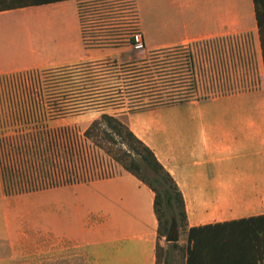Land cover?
<instances>
[{
  "label": "crops",
  "instance_id": "0c3cea01",
  "mask_svg": "<svg viewBox=\"0 0 264 264\" xmlns=\"http://www.w3.org/2000/svg\"><path fill=\"white\" fill-rule=\"evenodd\" d=\"M136 1L148 49L187 50L168 80H192L189 96L44 119L11 80L90 58L77 0H0V264H155L153 190L85 135L104 111L177 183L185 264H264V0ZM9 120L34 126L8 134Z\"/></svg>",
  "mask_w": 264,
  "mask_h": 264
},
{
  "label": "rangeland",
  "instance_id": "374dc122",
  "mask_svg": "<svg viewBox=\"0 0 264 264\" xmlns=\"http://www.w3.org/2000/svg\"><path fill=\"white\" fill-rule=\"evenodd\" d=\"M77 4L79 8L81 34H84L88 38L87 45L85 43L84 45L90 50V58L71 64L48 67L38 70L36 73L24 74L11 80V84L17 85L20 90L24 91L25 89L26 93L38 96V103L36 104L38 114L44 119L48 117L51 119L52 113H71L75 115L89 109L100 110L108 108L110 112L115 114L124 112L122 111L124 110L122 106L112 107L111 105H103L115 101L112 100L116 97L113 89L117 88L116 86L120 82L117 78L116 71L112 68L113 66L109 65V61L116 60L118 63H123L138 59H150L149 53L152 50L148 49L145 45L143 49L134 50L130 44V35L133 31H140L144 34V30L146 34V21L143 20L142 29L139 6L136 0H77ZM99 53L107 54L105 56L101 54V57H99ZM187 56V50L178 46L171 48L159 56L163 59L165 65H167L164 75V80L167 81L166 92L169 89V64L172 68L171 73L173 74L174 69L179 68V65L184 68L186 67ZM105 61H108L106 65L104 64ZM84 63H90V69H84ZM70 65H76V79L80 81L83 77L85 79L89 78L90 81L87 80L88 83L83 91L81 87L72 88L70 84L66 85L60 80L61 78L68 77L67 71L62 69ZM58 68L59 70H57ZM173 75L171 76L170 84L171 93L176 96H179L178 94L183 95L182 87L178 86L179 81ZM80 85L83 86V84ZM65 95L70 96V98L72 96L73 98L63 100L62 97H65ZM82 95L84 98L79 99V96ZM123 99L119 102L128 104L133 100L128 97H124ZM6 126L8 127L6 131L9 134L13 131L16 132L17 128H33L34 125L31 122L28 124L22 120H9ZM13 159L18 164V168H22L27 162H37L35 155L25 152H15ZM143 167L151 173L146 166ZM27 186H30V184H15L11 189L22 190ZM177 229L179 236L177 243L182 248H185V228L180 223L177 225ZM160 243L167 247L170 242L165 241V237H163L160 239ZM174 254L173 264L178 260L184 263L183 256L180 258V255H177V253Z\"/></svg>",
  "mask_w": 264,
  "mask_h": 264
},
{
  "label": "trees",
  "instance_id": "16d2710c",
  "mask_svg": "<svg viewBox=\"0 0 264 264\" xmlns=\"http://www.w3.org/2000/svg\"><path fill=\"white\" fill-rule=\"evenodd\" d=\"M52 1L58 0H32V3L41 4ZM82 38L86 44L88 38L84 34H82ZM170 49L159 48L152 50L149 53L150 59H138L123 63H118L116 60L109 61V65L113 66L112 68L116 71L120 82L117 84V88L113 89L116 97L112 100L115 101L103 105H111L112 107L122 106V109H124L122 110L124 111L123 113H129L162 105L174 99L182 100L187 98L194 85L192 80H184L182 84L184 86L178 84V86L182 87L183 95L178 94L179 96H176L172 95V93L166 94L165 92L164 75L167 65H165V62L159 56ZM106 62L108 61L104 62L105 65ZM188 62L187 60L186 64ZM75 66L70 65L62 69L67 71L68 77L61 78L60 80L66 85L70 84L72 88L81 87L83 91L89 78L85 79L83 77L80 81L76 79ZM90 67V63H84V69H90ZM168 67L172 69L170 68V64ZM161 78L162 80H160ZM80 84H83V86ZM168 84H171V81ZM79 97V99L84 98L83 95ZM124 97L133 99V102L130 101L128 104L120 103L119 101L124 100ZM71 98L73 97L71 96ZM71 98L67 95L62 97L63 100ZM52 114L60 115L59 113ZM85 135L93 144L121 164L125 170L135 175L153 190L154 213L158 221L155 264H173L174 253L180 255V258L184 257V263L178 260L175 264H185L186 245L185 248H182L177 242H170L165 247L160 243V239L167 235L172 218L175 219L177 225L181 223L185 228L186 211L184 199L177 183L156 158L154 152L132 132L122 119L105 111L100 114L99 118L94 119L90 123L85 130ZM143 166H146L151 173L144 169Z\"/></svg>",
  "mask_w": 264,
  "mask_h": 264
},
{
  "label": "built area",
  "instance_id": "2783aa9c",
  "mask_svg": "<svg viewBox=\"0 0 264 264\" xmlns=\"http://www.w3.org/2000/svg\"><path fill=\"white\" fill-rule=\"evenodd\" d=\"M130 44L134 50H140L144 48V38L140 31H133L130 35Z\"/></svg>",
  "mask_w": 264,
  "mask_h": 264
},
{
  "label": "water",
  "instance_id": "95a60500",
  "mask_svg": "<svg viewBox=\"0 0 264 264\" xmlns=\"http://www.w3.org/2000/svg\"><path fill=\"white\" fill-rule=\"evenodd\" d=\"M178 229L177 223L174 218H172L171 223L169 225V229L167 235L165 236V241L167 242H177L178 241Z\"/></svg>",
  "mask_w": 264,
  "mask_h": 264
}]
</instances>
